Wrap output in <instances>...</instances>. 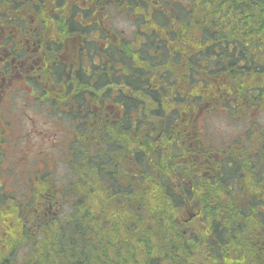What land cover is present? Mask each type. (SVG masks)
I'll return each mask as SVG.
<instances>
[{
	"label": "trees",
	"instance_id": "1",
	"mask_svg": "<svg viewBox=\"0 0 264 264\" xmlns=\"http://www.w3.org/2000/svg\"><path fill=\"white\" fill-rule=\"evenodd\" d=\"M63 2L65 33L99 34L43 76L64 175L8 189L0 150V264H264V126L214 145L200 123L264 109V0ZM111 12L131 38L74 20Z\"/></svg>",
	"mask_w": 264,
	"mask_h": 264
},
{
	"label": "flooded vegetation",
	"instance_id": "2",
	"mask_svg": "<svg viewBox=\"0 0 264 264\" xmlns=\"http://www.w3.org/2000/svg\"><path fill=\"white\" fill-rule=\"evenodd\" d=\"M69 18L63 0H0V150L13 130L8 114L13 107H9L8 113L4 112L8 104L22 101L69 131L70 126L53 116V108L45 101L47 90L55 88L49 80H43V76L51 67L57 68L58 61L73 75L79 68H86V64L79 63L81 50L87 52L88 39L96 43L99 34L97 30L65 33L63 26ZM83 19L78 14L74 17L82 28L96 26L95 15L90 16L92 23ZM103 33L111 39L109 31ZM21 126L34 134L27 123Z\"/></svg>",
	"mask_w": 264,
	"mask_h": 264
},
{
	"label": "rangeland",
	"instance_id": "3",
	"mask_svg": "<svg viewBox=\"0 0 264 264\" xmlns=\"http://www.w3.org/2000/svg\"><path fill=\"white\" fill-rule=\"evenodd\" d=\"M109 16L110 26L123 31L125 37L133 36V26L123 17L122 13L111 12ZM10 106L13 107V111L8 113ZM4 112L10 115L13 130L10 135L12 138L7 139V143L2 149L4 168H1V181L8 187H16L19 190L22 187L18 186L19 182L25 183L28 182L27 178L31 180L33 177L43 174L48 168V164L52 165V169L56 167V171L52 175L60 179L65 171L62 163L64 164L63 156L66 149L64 146L67 145L62 126L55 120L48 119L46 114L34 111L22 101L15 105L8 104ZM28 116H32V118L27 124L34 133H37L36 135H24L27 131L21 124L26 123L29 119ZM252 118L264 126V109L249 114H240V118H237L236 115H231L227 110L219 108L217 111L211 110L204 113L201 118L202 123H200L205 127L204 138L217 145L233 137L244 136L243 132L248 130L247 127ZM57 139L60 140L59 143H56ZM16 140L21 144L14 145ZM42 161H46L48 164L41 163Z\"/></svg>",
	"mask_w": 264,
	"mask_h": 264
}]
</instances>
